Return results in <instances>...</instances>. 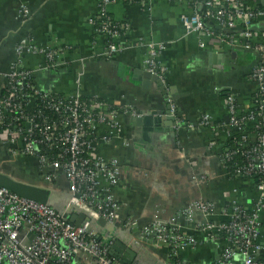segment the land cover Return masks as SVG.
<instances>
[{
	"label": "built area",
	"instance_id": "1",
	"mask_svg": "<svg viewBox=\"0 0 264 264\" xmlns=\"http://www.w3.org/2000/svg\"><path fill=\"white\" fill-rule=\"evenodd\" d=\"M168 1H184L191 8L181 16V23L186 35L198 39L199 48L206 47L205 39H212L221 52L228 48L258 56L246 78L256 87L252 104L243 108L234 95L226 98L230 142L236 141L234 132L240 139L235 149H225L220 155L229 176L254 186L257 196L251 204L234 196L220 206L199 201L168 221L158 217L144 223L136 218L122 221L114 194L120 189V163L101 151L117 139L131 145L125 139L124 123L138 117L137 111L86 92L83 69L73 73L72 94L39 88L33 81L37 71L26 67L24 55H42L45 61L39 71H56L70 66L71 50L67 44H36L28 36L16 46L9 72L0 74L5 80L0 96V142L8 154L0 171L17 167L21 158L33 159L44 186L62 190L63 180L67 183L70 196L65 212L77 209L93 219L120 225L129 230L134 246L153 241L164 264H193L185 256L208 246L212 247L210 264H264V41L256 40V28L264 23V0ZM115 2L119 0H100L97 14L89 20L94 35L107 42V57L124 50V40L131 33L130 23L110 15L109 6ZM21 10L26 22L30 11L26 5ZM146 47L144 71L165 82L168 70L160 61L165 45L149 42ZM170 112L177 131L211 126L209 116L190 123L176 117L173 104ZM239 155L244 163L237 160ZM113 244V240H98L90 222L77 226L48 205L0 188V264H120L110 257Z\"/></svg>",
	"mask_w": 264,
	"mask_h": 264
},
{
	"label": "crops",
	"instance_id": "2",
	"mask_svg": "<svg viewBox=\"0 0 264 264\" xmlns=\"http://www.w3.org/2000/svg\"><path fill=\"white\" fill-rule=\"evenodd\" d=\"M260 2L262 0H251ZM26 5L30 16L23 22L21 8ZM100 0H0V74L9 72L15 61V48L26 36L36 44L54 46L67 44L70 66L56 71H39L42 55L25 54L28 69L37 71L33 79L44 90L62 95L73 92V73L83 69L84 86L89 94H97L117 106H129L137 112L163 111L176 107V117L196 123L209 116L211 126L196 131L170 132L165 126L149 133L146 141L143 128H135L131 118L125 119V146L120 139L102 149L108 159L120 163V189L114 194L120 205L122 221L136 218L144 223L152 217L168 221L179 210L199 201L217 205L239 198L250 205L256 198L254 186L233 179L220 161V155L230 142L226 98L234 95L240 107L252 104L256 87L246 78L256 65L258 56L243 50L221 52L212 39H205L199 48L198 39L186 35L181 16L191 8L184 1L119 0L109 6L116 21L131 24V33L124 40L125 49L107 57V42L94 35L89 20L95 17ZM256 28L257 41H264V23ZM149 42L165 45L160 61L168 70L165 89L152 81L144 85L136 71H144ZM83 62V63H82ZM4 78L0 76V88ZM172 116V115H171ZM8 154L0 142V169ZM3 164V165H2ZM31 158H21L20 164L8 166L15 179L35 186H44ZM205 178L204 184L199 180ZM54 190L62 206L69 198L67 183ZM63 200V201H62ZM221 220L222 217L215 216ZM116 226V238L133 246L140 264H164L162 252L153 241L140 246L131 243L129 230ZM108 238L104 229H95ZM114 236V237H115ZM212 247H201L185 256L193 264H210Z\"/></svg>",
	"mask_w": 264,
	"mask_h": 264
},
{
	"label": "water",
	"instance_id": "3",
	"mask_svg": "<svg viewBox=\"0 0 264 264\" xmlns=\"http://www.w3.org/2000/svg\"><path fill=\"white\" fill-rule=\"evenodd\" d=\"M219 29V28H218ZM139 76V80L144 82L145 86H148L152 81L157 82L161 89H165L164 83L156 76L151 75L146 71H136ZM138 117L131 118V123L135 128H143L145 133L146 141L150 142L149 133L161 130L162 126L170 132L177 131L176 118L171 116L170 106L166 110L157 112L151 111L148 113L137 112ZM0 188L4 189L22 199L33 201L39 204L48 205L54 208L56 211L63 213L71 223L79 226L83 222H90L92 229H104L108 238L105 241L113 240L114 244L110 249V257L113 260L119 262L120 264H140L139 257L134 251V247L126 245L122 240L117 239L116 236L110 238V235H116V226L109 224L105 219H93L88 214L76 209L75 213L65 212V207L61 204H57L56 199H54V190L46 186H35L27 182L19 181L13 178L8 172L0 171ZM97 239L103 240L97 231ZM33 237V236H31Z\"/></svg>",
	"mask_w": 264,
	"mask_h": 264
},
{
	"label": "trees",
	"instance_id": "4",
	"mask_svg": "<svg viewBox=\"0 0 264 264\" xmlns=\"http://www.w3.org/2000/svg\"><path fill=\"white\" fill-rule=\"evenodd\" d=\"M125 2H126V3H131V0H125ZM249 4H251V3H249ZM258 7H259V6H258ZM207 25L212 26L213 24L210 23V22H208ZM33 81H34V79H33ZM4 82H5V80L3 81L2 85H1V88H0V96L3 95V89H2V86H3ZM60 95H61V94H60ZM109 102H111V101L109 100ZM39 105H40V103H39ZM46 114L49 115L48 112H46ZM250 127H253V126H250ZM250 130L253 131V129H250ZM234 133H235V135H237V136H236V141H235V142H232V141L229 142L228 146H227L225 149H235V148H236V142L240 139V136H239V134H238L237 132H234ZM225 149H224V150H225ZM237 160L239 161L240 164L245 162L244 158H243L241 155L238 156ZM231 166H232V165H231ZM231 166L229 165L228 168H229L230 172L233 174V169L231 168ZM36 172L38 173L37 168H36ZM39 178H40V175H39ZM54 199H55V198H54ZM56 199H61V198H60V196H58V197H56ZM56 201H57V200H56ZM58 201L61 202V200H58ZM58 201H57V204H59ZM62 201H63V200H62ZM75 211H76V209H73L72 213H75ZM114 236H115V235H110V238H113ZM103 241L106 242V241H105V238H103ZM108 241H110V240H108Z\"/></svg>",
	"mask_w": 264,
	"mask_h": 264
},
{
	"label": "rangeland",
	"instance_id": "5",
	"mask_svg": "<svg viewBox=\"0 0 264 264\" xmlns=\"http://www.w3.org/2000/svg\"><path fill=\"white\" fill-rule=\"evenodd\" d=\"M42 181V180H41ZM45 184L44 181H42V185Z\"/></svg>",
	"mask_w": 264,
	"mask_h": 264
}]
</instances>
